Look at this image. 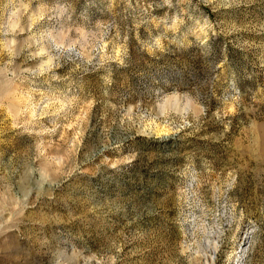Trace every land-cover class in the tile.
<instances>
[{
  "label": "rangeland",
  "instance_id": "1",
  "mask_svg": "<svg viewBox=\"0 0 264 264\" xmlns=\"http://www.w3.org/2000/svg\"><path fill=\"white\" fill-rule=\"evenodd\" d=\"M0 264H264V0H0Z\"/></svg>",
  "mask_w": 264,
  "mask_h": 264
}]
</instances>
